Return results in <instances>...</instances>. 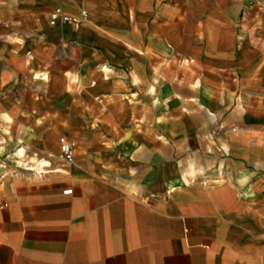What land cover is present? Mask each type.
<instances>
[{
  "label": "crops",
  "instance_id": "1",
  "mask_svg": "<svg viewBox=\"0 0 264 264\" xmlns=\"http://www.w3.org/2000/svg\"><path fill=\"white\" fill-rule=\"evenodd\" d=\"M0 264H264V0H0Z\"/></svg>",
  "mask_w": 264,
  "mask_h": 264
},
{
  "label": "built area",
  "instance_id": "2",
  "mask_svg": "<svg viewBox=\"0 0 264 264\" xmlns=\"http://www.w3.org/2000/svg\"><path fill=\"white\" fill-rule=\"evenodd\" d=\"M87 18H88V13L85 11H83L81 15L77 18L66 16L62 14V12L59 9H57L55 12H53L50 15V20L52 25H56L58 21H61L62 23L80 24L81 22L85 21ZM60 145H61V158L67 164H73L75 161L76 143L67 138H61ZM72 192H73L72 190H66L64 194L68 195V194H72Z\"/></svg>",
  "mask_w": 264,
  "mask_h": 264
}]
</instances>
